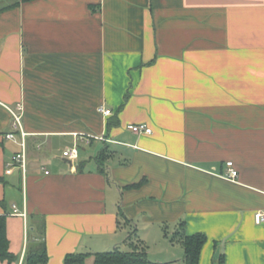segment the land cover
Listing matches in <instances>:
<instances>
[{"label":"crops","instance_id":"obj_1","mask_svg":"<svg viewBox=\"0 0 264 264\" xmlns=\"http://www.w3.org/2000/svg\"><path fill=\"white\" fill-rule=\"evenodd\" d=\"M16 103L24 170L7 168ZM138 124L151 134L127 130ZM72 148L74 161L62 156ZM257 212L264 0H0V215L13 264L39 243L46 264L129 251L132 230L149 261L182 263L169 241L181 222L206 237L198 264H264Z\"/></svg>","mask_w":264,"mask_h":264},{"label":"trees","instance_id":"obj_2","mask_svg":"<svg viewBox=\"0 0 264 264\" xmlns=\"http://www.w3.org/2000/svg\"><path fill=\"white\" fill-rule=\"evenodd\" d=\"M23 2L30 0H21ZM109 158L107 148H103L94 158L98 168L102 171L104 163ZM80 169V167H79ZM81 170V169H80ZM79 170V171H80ZM38 230L42 234L44 224H40ZM169 241L178 243L184 252V264H198L199 254L202 246L206 242V237L203 234L187 235L185 233V223L181 222L174 233L171 234ZM126 244L129 251H120L118 248L110 252L99 253H71L64 257V264H84L85 259L90 255L93 256V264H175L170 263H153L147 258V246L143 241L135 236V231L132 230L126 239ZM17 261V257L9 251V242L6 234V215H0V262L13 264ZM47 254L43 243L37 244L33 248H28L23 264H46Z\"/></svg>","mask_w":264,"mask_h":264},{"label":"built area","instance_id":"obj_3","mask_svg":"<svg viewBox=\"0 0 264 264\" xmlns=\"http://www.w3.org/2000/svg\"><path fill=\"white\" fill-rule=\"evenodd\" d=\"M7 109L11 115V129L9 132L5 133L4 138L15 143L19 147V151L12 156L10 163L7 164V168L11 169L15 164H19L20 167L24 170L26 160V133L24 132L21 124L23 107L21 103H16L13 107H8ZM98 111L105 117L112 114L109 109H105L103 107H99ZM127 130L137 134H151V129L144 124L128 125ZM62 156L68 158L71 161H74L78 157V151L76 148H72L68 151H64ZM227 166L229 167L230 171L226 175V177L229 179H236L237 171L232 168V163L228 162ZM254 222L256 224L264 223V213H255Z\"/></svg>","mask_w":264,"mask_h":264},{"label":"rangeland","instance_id":"obj_4","mask_svg":"<svg viewBox=\"0 0 264 264\" xmlns=\"http://www.w3.org/2000/svg\"><path fill=\"white\" fill-rule=\"evenodd\" d=\"M151 244H152V245H151V250H155V248H156L155 245H156V244H155V243H152V242H151ZM119 250L125 252V251H127L128 249H127V248H126V249H125V248H120ZM175 264H184V263H183V262H182V263H180V262H176Z\"/></svg>","mask_w":264,"mask_h":264}]
</instances>
